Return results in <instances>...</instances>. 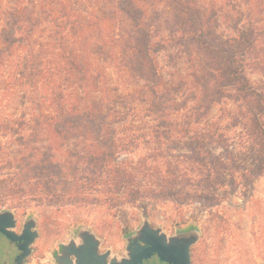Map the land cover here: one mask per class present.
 Segmentation results:
<instances>
[{
	"label": "trees",
	"instance_id": "1",
	"mask_svg": "<svg viewBox=\"0 0 264 264\" xmlns=\"http://www.w3.org/2000/svg\"><path fill=\"white\" fill-rule=\"evenodd\" d=\"M237 140L263 176L264 0H0V211L213 208Z\"/></svg>",
	"mask_w": 264,
	"mask_h": 264
},
{
	"label": "rangeland",
	"instance_id": "2",
	"mask_svg": "<svg viewBox=\"0 0 264 264\" xmlns=\"http://www.w3.org/2000/svg\"><path fill=\"white\" fill-rule=\"evenodd\" d=\"M237 141L231 149L239 157L241 167L237 170L236 185L222 189V202L213 208L146 201L137 207L117 210L107 206L57 204H30L8 210L14 212L15 218L33 219L36 224L33 230L38 237L32 243L35 253L30 264H60L56 258L64 245L71 241L79 243L83 231L98 238L99 251L103 244L110 255L114 250L123 252L126 239H138L145 223L168 239L170 234L193 229L199 264H264V175L256 177L247 172L252 167V153L247 144ZM3 211L7 209L0 213ZM59 244L63 247L60 253ZM113 258L122 259L116 253Z\"/></svg>",
	"mask_w": 264,
	"mask_h": 264
},
{
	"label": "water",
	"instance_id": "3",
	"mask_svg": "<svg viewBox=\"0 0 264 264\" xmlns=\"http://www.w3.org/2000/svg\"><path fill=\"white\" fill-rule=\"evenodd\" d=\"M9 219L14 221L15 214L12 211H3L0 213V231L6 232L4 229V220ZM36 227L33 219L30 220V225L27 230L26 245L22 247L25 254L18 259V264L22 263V258L28 257L31 253L30 245L38 237L37 232L32 231ZM160 235V230H153L148 223H145L144 228L139 232L138 239L149 245L148 248L138 246L136 249H127V257L122 259L112 258L107 261L110 252L101 254L99 251L100 242L98 238L88 232L83 231L79 238L82 244L71 241L64 245L62 253L56 258L60 264H138L143 258H149L152 253H158L163 259L176 261L182 259L183 264H191L190 248L196 243L197 238L188 243H176L175 239H168L166 235ZM170 240V242H168ZM138 245V242H135ZM75 258V259H74ZM75 261H74V260Z\"/></svg>",
	"mask_w": 264,
	"mask_h": 264
},
{
	"label": "flooded vegetation",
	"instance_id": "4",
	"mask_svg": "<svg viewBox=\"0 0 264 264\" xmlns=\"http://www.w3.org/2000/svg\"><path fill=\"white\" fill-rule=\"evenodd\" d=\"M4 229L6 232L0 231V264H18V259L23 257L25 254L22 247L26 245V239L22 238L23 236H27V230L30 225L29 218L21 219L16 217L14 221H10L9 219L4 220ZM32 231H34L32 229ZM170 238L175 239L176 243H188L194 239H196V233L193 229L191 230H181L177 233L170 234ZM138 242V245L135 244ZM170 242V240L168 241ZM79 244H82V241H79ZM197 245V244H196ZM193 244L190 248V262L191 264H199V261L196 257V253L194 248L196 246ZM138 246L143 248H148L149 245L142 242L139 239H126V242L123 246V252L119 250H114L111 255L108 257L107 261L110 262L112 258L115 256V253L118 258H125L124 252L127 248L136 249ZM62 245L59 244V253L62 251ZM109 248L103 249V244L101 246L100 253L105 254ZM31 253L28 257L22 258L23 264H30L31 258L35 253L34 244L30 245ZM58 254V253H57ZM55 258V257H54ZM75 259V258H74ZM73 259V260H74ZM75 261V260H74ZM42 262V261H41ZM184 261L182 259H177L176 261L163 259L158 253H152L149 258H143L141 262L138 264H183ZM58 264V263H57Z\"/></svg>",
	"mask_w": 264,
	"mask_h": 264
}]
</instances>
